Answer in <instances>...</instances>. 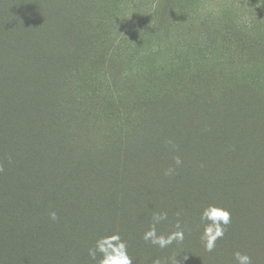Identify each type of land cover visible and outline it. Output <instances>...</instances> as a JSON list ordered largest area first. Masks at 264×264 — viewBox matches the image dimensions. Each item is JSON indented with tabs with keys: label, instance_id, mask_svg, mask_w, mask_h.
Masks as SVG:
<instances>
[{
	"label": "trees",
	"instance_id": "1",
	"mask_svg": "<svg viewBox=\"0 0 264 264\" xmlns=\"http://www.w3.org/2000/svg\"><path fill=\"white\" fill-rule=\"evenodd\" d=\"M230 3L235 11L228 16ZM260 23L264 0H0V47L8 51L0 57V72L8 85L29 87L24 92L30 94L29 100L0 98L1 250L12 238L25 245L42 235L43 243L25 248L33 252L30 264H46L57 248L62 256L56 264H75L78 253L91 257L81 235L97 236L93 222L103 212L102 198L132 182L145 185L148 196L166 198L159 212H167L168 219L156 226L158 235L175 231L171 220L186 229L183 242L155 246L153 259L218 264V248L206 252L196 229L204 227L203 208L218 201L225 208L238 200L237 209L245 203L259 209L255 185L264 167L250 154L264 150V141L257 140L264 135L256 134L264 125L239 122L245 115L235 113L231 78H252L235 63L264 54ZM154 51L163 55L165 68L146 64ZM29 118L33 124L26 123ZM212 129L215 142L232 151L231 161L236 154L235 164L245 167L249 197L213 194L210 181L230 187L223 175L216 177L217 161L208 157ZM207 166L203 178L187 179L186 169L201 174ZM169 167L175 173L165 175ZM51 211L56 221L49 218ZM241 217L231 219L229 229L238 248L261 239L257 230L264 232L255 217ZM151 223L129 232L134 246L128 242V251L142 248L138 243ZM4 257L0 254V262ZM14 264H22L18 256Z\"/></svg>",
	"mask_w": 264,
	"mask_h": 264
},
{
	"label": "rangeland",
	"instance_id": "2",
	"mask_svg": "<svg viewBox=\"0 0 264 264\" xmlns=\"http://www.w3.org/2000/svg\"><path fill=\"white\" fill-rule=\"evenodd\" d=\"M259 1V0H256ZM259 4V3H258ZM225 8L227 12L225 13L226 15H232L234 14V6L230 4H226ZM237 12V10H236ZM258 33L264 34V24L260 23L258 27ZM8 51L4 47H0V57H7ZM259 54L256 55L254 59L249 60L250 58H247L246 60L243 59V62H237L235 65H237L238 70L240 71L241 74L247 75L251 73L253 76L252 78H231L233 85L236 87V96L238 97V102L235 104V113L236 111L239 112L240 114H243V120L238 119L239 122L242 125H245L243 122H248L250 124L256 122L255 124H259L258 127L264 125V54L261 52H258ZM146 64H150L155 68L160 67V70L162 68H165L164 64V57L162 54H159V52L154 51L152 53L151 58L146 62ZM247 67L244 69H241L243 67ZM6 81V82H5ZM9 78H5L4 74H1L0 72V98H4L7 102L11 101L12 96H15V99H21V100H29L30 99V94H26L25 92L29 89V87L21 88V89H14L11 86V83L8 85ZM31 83H33L31 80H28ZM34 84V83H33ZM36 84V83H35ZM49 84L53 85L54 81L53 79H49ZM40 85V84H38ZM245 87H247L245 89ZM25 89V90H24ZM25 91V92H24ZM39 101V99H38ZM254 111V112H253ZM15 121L13 123H18L19 119L15 117ZM243 121V122H242ZM33 119L29 118L26 119L27 124H33ZM259 136L264 135V132H258L256 133ZM257 140L262 143L264 141L263 138H257ZM208 146L213 148V150L210 151V155L208 157L214 159L217 161V169L218 172L216 173V177L223 175V179L227 182L229 185V190L227 189H221L219 186L215 184L214 181H210L212 184V190L213 194L226 198L227 195L230 196H238L240 195V192L245 195L246 197H249V193L251 192V187L248 186L244 181L243 177L245 173H243V169L245 167L239 162L237 165L235 164L236 159H238V155L235 154L234 156V162L231 161L232 157V151H226L225 145H219L215 142L214 140V135H213V129L208 132ZM201 153V152H200ZM196 158H199L195 156ZM201 157H207L205 154L201 153ZM250 157L254 159V161L257 162V165L260 167H264V150L259 152V151H253L250 154ZM209 164L211 165V162L209 161ZM215 166V163L213 167ZM247 168V167H246ZM264 170V169H263ZM209 171V166L206 167V169L201 172L203 173H198L192 169H186L185 172L189 173V177L187 178L189 181H194L197 177L198 178H203L204 172ZM263 175V174H262ZM264 176L262 177V179ZM261 180V183H257L255 185V188L258 193V205L259 209L254 212V208L251 204L245 203L243 206H240V209H237L235 205L238 203V200L234 202V204H230L226 206L225 208L228 209L231 213V219H233V222H237V220L240 222L243 220L241 217L242 214L248 215L249 221H252L253 218V223H264V188L260 185H264L263 181ZM191 186V184L189 183ZM145 185H141L140 187L137 185H134L132 182L126 185V187H122L121 191L119 193H115L112 191V189L109 191V193L104 196L102 199V204L103 206V212L100 215H97L95 222H93V226L95 227V230L97 231L96 237L95 238H90L87 235H81L83 242L87 241L88 245H81L83 249L89 248L93 249V244H96V241L106 235L112 234V233H119L121 237H123L124 241L126 243L131 242L133 240L132 235L129 233L131 230L136 232L134 228H136V225H140L141 223H146L151 220L152 214L154 212H159L160 210V205H164L166 203V198L163 201H159V196L155 194L154 196H148L146 193H149L147 191H144ZM203 187V186H202ZM204 188V187H203ZM178 192H182V190H178ZM207 193L210 192V190L205 191ZM126 194H129V196H126V200L124 196ZM227 194V195H226ZM148 196V198L145 197ZM146 199H145V198ZM110 199V200H109ZM151 201L153 204H151ZM211 204H214L219 207H223L222 201L218 202H210ZM128 204L130 208H128ZM224 208V207H223ZM77 209V208H76ZM82 209V208H80ZM142 212H147L143 213V219H138L137 216L142 215ZM254 212V213H253ZM94 209L90 210L88 212V215H93ZM96 212L95 214H97ZM234 214V215H233ZM259 218V219H258ZM93 219V216H92ZM91 219V220H92ZM259 220V221H258ZM191 221V220H189ZM173 224L174 230V224L173 221L171 220ZM230 223L226 226L225 229V235L223 239L217 241V246L218 248V253L216 254L219 257L218 264H235L234 258H233V253L237 250L246 253L252 257V264H264V232L260 230H257V234L262 233V238L256 239L254 238L250 245L244 246V247H237L234 245V242L230 239L229 237V229H230ZM239 224L237 223V227ZM131 228V229H129ZM109 229V230H108ZM199 231V238L201 237L203 228L200 226L196 228ZM108 230L107 232H105ZM142 230V229H141ZM192 230V229H188ZM233 234V232H232ZM227 236V237H225ZM239 239H243V234H240L239 236L236 235ZM42 240V243L44 240H46L45 236H35L34 239L31 241V244H20V240H14L12 238L11 246L3 248L1 250L0 246V254L2 257L7 256L8 259L3 260L0 262V264H14V258L18 256V260L22 261V264H30L27 260L33 256V252H28L25 248H30L31 246L35 245L37 241ZM48 239V237H47ZM241 241V239H239ZM239 241V242H240ZM50 245V241H48ZM92 244V245H91ZM139 246L142 248L139 249L137 252L133 249L130 248L128 251V254L132 257L133 259V264H154V261L156 259L152 258L153 249L155 248L154 245H151L150 243L145 242L144 240L140 243H138ZM137 245V244H135ZM130 247L134 246V243L131 242L129 244ZM199 247H202V245H198ZM53 248H56V246L53 247H48L47 252ZM95 248V246H94ZM56 251L50 252L46 258V264H56L59 260H61L62 252L58 253L59 248L55 249ZM224 251V252H223ZM223 252V253H221ZM101 254V253H100ZM4 255V256H3ZM99 258H102L99 255V252L96 253V259L94 261L90 262L89 259H92V257L86 258L85 256L75 254L74 260L75 264H95L96 260ZM99 264V263H97Z\"/></svg>",
	"mask_w": 264,
	"mask_h": 264
},
{
	"label": "clouds",
	"instance_id": "3",
	"mask_svg": "<svg viewBox=\"0 0 264 264\" xmlns=\"http://www.w3.org/2000/svg\"><path fill=\"white\" fill-rule=\"evenodd\" d=\"M168 143H172L169 141ZM175 166L181 165L182 161L177 156L174 157ZM175 173V167H169L165 171V175ZM52 221L58 219L55 211L49 213ZM168 219L167 212H154L151 217V226L144 231L142 239L160 249H165L174 242L181 243L185 239V228L181 227L179 221L175 224V231L169 232L167 235L157 234V225ZM200 221L204 225L201 234V241L206 252H213L216 249L217 241L223 239L226 226L231 221V213L228 209L209 204L200 214ZM102 254L99 264H133L132 257L128 254V245L122 239L119 233L103 236L96 241L95 248L89 250V255L96 259V253ZM235 264H252V257L239 250L233 253ZM154 264H160L159 259ZM177 264V261L175 262Z\"/></svg>",
	"mask_w": 264,
	"mask_h": 264
}]
</instances>
